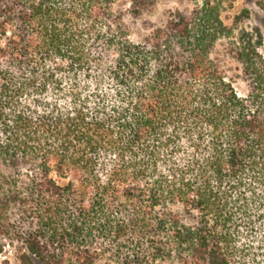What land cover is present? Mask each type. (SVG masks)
I'll list each match as a JSON object with an SVG mask.
<instances>
[{
    "label": "trees",
    "instance_id": "16d2710c",
    "mask_svg": "<svg viewBox=\"0 0 264 264\" xmlns=\"http://www.w3.org/2000/svg\"><path fill=\"white\" fill-rule=\"evenodd\" d=\"M156 1L0 0V239L21 264H264L261 35L204 0L131 40L115 8Z\"/></svg>",
    "mask_w": 264,
    "mask_h": 264
},
{
    "label": "rangeland",
    "instance_id": "374dc122",
    "mask_svg": "<svg viewBox=\"0 0 264 264\" xmlns=\"http://www.w3.org/2000/svg\"><path fill=\"white\" fill-rule=\"evenodd\" d=\"M204 0H157L155 4L148 10L144 11L139 18H133L130 11V6H117L116 13L123 16L124 23L129 31L131 40H139L149 34L150 31L163 26L172 12H191L196 5ZM220 2L223 7L221 11V18L225 25L233 29V35L237 37L242 32L252 33L258 30L262 46L260 51H264V13L256 6L254 0H209ZM248 12V18L235 24V17L240 15L242 11ZM225 46V41L221 42L218 50ZM236 89L240 94L245 93L246 86L242 81H237L235 84ZM0 246L2 252L0 253V264H21L18 259V250L20 245L10 243L8 240L0 239ZM103 264V263H97ZM156 264H179L172 263H156Z\"/></svg>",
    "mask_w": 264,
    "mask_h": 264
}]
</instances>
